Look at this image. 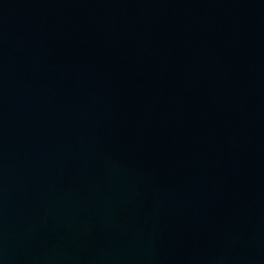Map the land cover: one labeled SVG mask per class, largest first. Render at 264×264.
Listing matches in <instances>:
<instances>
[{
    "label": "water",
    "instance_id": "water-1",
    "mask_svg": "<svg viewBox=\"0 0 264 264\" xmlns=\"http://www.w3.org/2000/svg\"><path fill=\"white\" fill-rule=\"evenodd\" d=\"M0 264H264V0H0Z\"/></svg>",
    "mask_w": 264,
    "mask_h": 264
}]
</instances>
